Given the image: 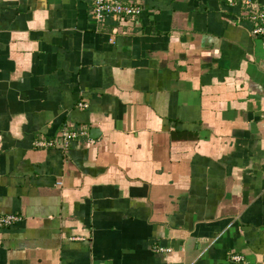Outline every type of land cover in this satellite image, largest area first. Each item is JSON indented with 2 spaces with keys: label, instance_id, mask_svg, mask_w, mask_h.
I'll return each mask as SVG.
<instances>
[{
  "label": "crops",
  "instance_id": "0c3cea01",
  "mask_svg": "<svg viewBox=\"0 0 264 264\" xmlns=\"http://www.w3.org/2000/svg\"><path fill=\"white\" fill-rule=\"evenodd\" d=\"M120 1L140 15L0 0V217L18 219L0 226V264H264L249 8ZM64 129L86 136L64 147Z\"/></svg>",
  "mask_w": 264,
  "mask_h": 264
},
{
  "label": "built area",
  "instance_id": "2783aa9c",
  "mask_svg": "<svg viewBox=\"0 0 264 264\" xmlns=\"http://www.w3.org/2000/svg\"><path fill=\"white\" fill-rule=\"evenodd\" d=\"M243 4L249 8V18L253 22L254 27L252 34L255 36H261L264 38V13L254 9V0H242ZM141 8L138 5L126 4L120 0H93L92 2V15L97 21H102L106 17L113 19H119L124 17H135L140 15ZM86 136L84 129L81 131H69L64 129L61 133L62 145L65 147L70 141H73L79 137ZM38 146L46 148L57 146V143L52 141L41 142ZM18 219L15 216L0 217V226L12 225ZM230 261L236 264H244L243 257L234 255L231 256Z\"/></svg>",
  "mask_w": 264,
  "mask_h": 264
},
{
  "label": "water",
  "instance_id": "95a60500",
  "mask_svg": "<svg viewBox=\"0 0 264 264\" xmlns=\"http://www.w3.org/2000/svg\"><path fill=\"white\" fill-rule=\"evenodd\" d=\"M91 133H92V131H91Z\"/></svg>",
  "mask_w": 264,
  "mask_h": 264
}]
</instances>
